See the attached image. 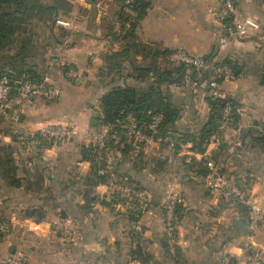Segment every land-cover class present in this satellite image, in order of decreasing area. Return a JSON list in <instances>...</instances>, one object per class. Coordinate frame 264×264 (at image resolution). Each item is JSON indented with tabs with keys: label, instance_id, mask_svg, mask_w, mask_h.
Segmentation results:
<instances>
[{
	"label": "crops",
	"instance_id": "1",
	"mask_svg": "<svg viewBox=\"0 0 264 264\" xmlns=\"http://www.w3.org/2000/svg\"><path fill=\"white\" fill-rule=\"evenodd\" d=\"M29 1L55 8L53 15L32 16L27 22L29 32L16 38L5 55H14L18 43L23 38L30 39L28 65L59 88L61 96L51 100L38 98L24 112L18 109L19 98L11 100L7 115L0 119V160L2 152L12 154L22 184L18 189L10 188L0 177V223L3 218L13 223L10 233L0 238V258L20 251L26 254L27 264H142L130 260L133 250L139 248L150 258L145 264H235L246 242L264 248V224L248 240L247 234L234 224L209 214L207 188L200 176L197 156L155 166L151 163L153 158L144 153V159L137 153H117L110 158L112 169L132 185L146 190L151 204L136 220L127 212L138 209H130L107 196L105 183L96 184L91 175L92 164L83 160L81 149L90 146L91 137L105 129L98 119L104 91L98 93L101 86L94 90L87 81L98 68L107 71L106 55L125 45L117 31L123 1L65 0L59 9L55 0ZM220 2L150 0V8L137 28V44L160 52L183 49L201 57L215 53L211 64L232 63L238 76L219 84L234 105L238 120L226 134L231 144L214 158L243 182L249 194L264 207V150L247 133L252 130L253 134H261L257 125L264 120V0L236 1V17L253 18L260 30L247 39L233 38L223 53L218 52L223 29L209 15V10ZM93 58L96 64L91 67ZM155 61L160 69L174 67L162 56ZM136 63L152 65L151 60L144 61L142 57H137ZM68 69L81 72L83 78L69 81ZM208 73L209 79L201 81V77L187 70L179 85H163L171 104L179 111L172 130L174 139L189 138L206 127L210 117L208 81L215 78L212 71ZM125 81L134 87L139 85ZM93 120L97 121L94 125ZM47 124L69 127L71 138L52 143L25 136ZM165 152L172 154L174 150ZM98 174L101 176L100 170ZM168 194H175L180 200L175 242H169L165 234L161 208ZM34 209L43 220L25 215V211ZM238 219L247 224L248 219ZM55 223L69 226L74 236L56 234ZM57 241L68 242L69 250L65 245L58 246Z\"/></svg>",
	"mask_w": 264,
	"mask_h": 264
},
{
	"label": "built area",
	"instance_id": "2",
	"mask_svg": "<svg viewBox=\"0 0 264 264\" xmlns=\"http://www.w3.org/2000/svg\"><path fill=\"white\" fill-rule=\"evenodd\" d=\"M136 1L127 0V3L134 4ZM236 1L221 0L217 8L209 10V15L213 21L223 29V34L218 40L219 53H223L229 47L230 40L233 38L247 39L260 30V24L253 18L240 19L236 17ZM168 60L173 65H186L200 77L210 71L215 76L208 84L206 97L212 101L222 102L218 124L219 134L207 142L204 153L197 154L194 152L192 150L193 144L190 142L161 134L163 123L161 115L152 116L147 124H140L135 121L134 117L127 116L124 120L118 121L116 125L105 126L104 131L94 134L91 137L90 146L95 149L97 158L100 159L105 154L108 143L113 142L116 145L121 143L120 134L122 133L126 137V141L121 144L122 146L126 145L133 150V153L138 155L144 153L150 158L167 162V164H175L187 157L197 156L199 163L207 171L204 180L208 193L207 210L209 214L221 222L234 224V221L241 216L237 205L247 207L249 209L247 236L251 240L258 228L264 224V208L249 194L243 182L219 166L214 159L215 154L231 144L226 134L233 124L235 113L234 105L230 101L224 102L227 98L218 79L234 81L236 79L235 71L233 67L222 64V62L215 63L220 64L215 66L208 63L204 57L191 55L183 49L174 51ZM90 64L93 67L96 64V58H93ZM82 78L81 72L68 69L67 79L69 81L77 82ZM18 92L19 101L17 105L20 112L31 108L38 98L51 100L61 96V90L51 85L46 79L41 82H33L29 76L22 80ZM10 94L11 82L7 77H3L0 80V117L7 115L11 102ZM257 128L264 131V120L260 122ZM71 135L72 132L69 127L61 124H47L39 130L25 133V136L32 141L42 139L52 143L67 141ZM163 148L174 150V153L165 152ZM100 174L105 177L106 194L111 199L130 209H138L140 212L150 206L151 198L148 192L132 185L127 178L115 173L110 165L101 169ZM179 205L180 200L175 194L166 195L161 202V208L164 212L165 234L169 242H175ZM227 218L229 220H226ZM53 228L65 238L74 236L72 229L63 223H55ZM10 231V225L0 223V237L8 235ZM0 264H27V261L22 254H14L0 258ZM235 264H264V248H258L252 241L246 242Z\"/></svg>",
	"mask_w": 264,
	"mask_h": 264
},
{
	"label": "trees",
	"instance_id": "3",
	"mask_svg": "<svg viewBox=\"0 0 264 264\" xmlns=\"http://www.w3.org/2000/svg\"><path fill=\"white\" fill-rule=\"evenodd\" d=\"M55 1V6L59 9L60 4L63 6L65 0ZM122 1V8L118 14V22L120 24V33L118 37L122 36L125 45L120 51L106 55L104 61H106L105 66L107 71L104 69L101 71L108 72L111 76L113 73L115 76H122L125 71L128 72L127 68H124L125 64H127L130 66V74H137V76L131 75L129 77H132V79L135 82H138L139 85L136 87L128 84L114 85L109 92L100 98V117L98 119L102 126L116 125L118 121L124 120L127 116L134 117L135 121L140 124H147L150 122L152 116L161 115L163 117L161 134L173 138L174 135L172 133L174 132H172V130L179 118V111L171 104L170 97L167 91L163 89V85H179L185 78L186 71L190 68L186 65L176 66L171 64L168 59L173 52H160L153 48L139 46L137 44V28L140 21L146 16L150 8V0H137L134 4H128L127 0ZM54 10L55 8L41 7L39 3L35 1L0 0V80L3 77H7L10 80L11 100L19 98L18 90L24 78L29 76L33 82H41L44 80V77L40 76L39 73L34 72V68L28 65V53L31 50L30 44L32 43L30 39L23 38L22 41L18 43L19 48L17 47L14 55L11 56L10 53L5 55V53L7 50L13 48L16 38L20 36L22 37L29 32L27 28L29 25L27 22L32 16H34L33 18L41 17L40 13H43L44 17H46V15L52 17ZM159 56L167 59L169 64L174 67L160 69L155 65V59ZM137 57H142L144 61L151 60L152 65H138L136 63ZM214 57L215 53L205 56L204 58L210 63ZM222 64L233 67L230 61H223ZM214 65L216 66L220 64L214 63ZM233 69L237 77V70L234 67ZM192 71L198 76V78H200L194 70ZM207 79H209V73H205L200 78L201 81ZM221 81V79H218L219 83ZM208 82H210V80ZM224 102H228V99ZM208 103L210 105V117L206 127H204L197 135L190 136L189 138H186L185 136V138L193 144L192 150L197 154H203L206 150L207 142L213 136L219 134L218 124L222 102L208 99ZM0 119H2V117H0ZM233 119V124H235L238 120L236 111ZM252 132V130L247 132L248 137H251L264 150V131H260L261 134H253ZM120 135L122 137L121 143L118 145L113 142L108 143L106 152L100 159L97 158V153L92 146H84L81 149L83 160L92 164L91 175L96 180L97 185L99 183H105V177L99 176L98 172L101 169L107 168L109 165L110 167L112 166L110 164V158L112 156H115L117 153H121L122 155H133V150L130 147L121 145L123 141H126V137L122 133ZM185 138L182 137L180 140L186 142L187 140ZM38 140L41 141L42 139ZM43 145L45 146L46 142H43ZM2 153L3 156L0 160V177L8 182L10 188L18 189L22 187L20 179L17 176L18 168L12 154L7 152ZM139 157H141V154ZM141 158L144 159L143 157ZM151 163L155 166L168 165L167 162L155 158L152 159ZM198 165V168L202 170L200 176L205 177L207 171L201 163ZM108 205L110 206V202ZM179 208L180 205L177 211L178 221ZM237 208L239 209L240 217L248 219L249 209L241 205H237ZM24 213L27 216L38 218L37 220H43L42 217L38 216V211L35 209L25 211ZM127 213L132 219L136 220H138L141 215V212H137L136 210L128 211ZM119 214H121V212ZM2 222L7 223L5 221ZM130 257L131 261L138 260L142 264H145L150 259L145 257L139 248L133 250Z\"/></svg>",
	"mask_w": 264,
	"mask_h": 264
},
{
	"label": "rangeland",
	"instance_id": "4",
	"mask_svg": "<svg viewBox=\"0 0 264 264\" xmlns=\"http://www.w3.org/2000/svg\"><path fill=\"white\" fill-rule=\"evenodd\" d=\"M117 31L119 32L120 30L119 29H117ZM104 64H106V61H104ZM124 66V65H123ZM177 66V65H176ZM124 68H127V70H128V72L127 71H125V73H123L122 74V76H115V74L113 73V75L111 76V74H108V72H102L101 71V69H97V70H95V73H94V75H92L90 78H88V81H87V84H89V85H91V87L94 89V90H97V87L99 88L100 86V90H99V92L98 93H101L102 91H104V93L102 94V96H104L107 92H109L110 90H111V88L115 85V86H118V85H126V84H128V83H126V81L125 80H129V82H132V81H134L133 79H132V77H129V76H137V74H130V66L129 65H127V64H125V66H124ZM188 70H192V69H188ZM130 74V75H129ZM123 77V78H122ZM127 77V78H126ZM124 78H126V79H124ZM131 79V80H130ZM135 82V81H134ZM128 85H131V83H129ZM111 86V87H110ZM63 143V142H62ZM149 168V167H148ZM150 168H151V166H150ZM148 171H151V170H148ZM150 179H152L153 180V178H151L150 177ZM259 203V202H258ZM260 204V203H259ZM260 206L262 207V208H264L261 204H260ZM36 219H38V218H36ZM226 220H229V218H227ZM1 221H5V222H7L8 223V225H10L11 226V230H12V225H13V223H11V222H9V219L8 220H6V218H3V220H1ZM12 224V225H11ZM56 234H58V233H56ZM59 235V234H58ZM7 236V235H6ZM5 237V236H4ZM64 237V236H63ZM56 238H57V240L58 239H60V238H58L57 236H56ZM249 240V239H248ZM58 243H56L58 246L59 245H65L64 247H66L67 246V244H69L68 242L66 243V242H63V241H57ZM67 248V247H66ZM71 249V248H70ZM66 250H69V247L66 249ZM17 254H22V256L27 260V258H26V254L25 253H23V252H18ZM64 254H66V252L64 253ZM56 257H58V254L56 253V254H54ZM66 259H67V257H65ZM62 260L64 259V257H62L61 258Z\"/></svg>",
	"mask_w": 264,
	"mask_h": 264
},
{
	"label": "water",
	"instance_id": "5",
	"mask_svg": "<svg viewBox=\"0 0 264 264\" xmlns=\"http://www.w3.org/2000/svg\"><path fill=\"white\" fill-rule=\"evenodd\" d=\"M92 1V0H91ZM262 79H261V83L262 84H264V74L262 75V77H261ZM135 117H137V116H135ZM93 125L94 124H96L97 123V121L96 120H93ZM89 203V202H88ZM87 206H89V204H87ZM234 225L238 228V230L242 233V234H244V235H246L247 234V224L244 222V221H242V220H235L234 221Z\"/></svg>",
	"mask_w": 264,
	"mask_h": 264
}]
</instances>
